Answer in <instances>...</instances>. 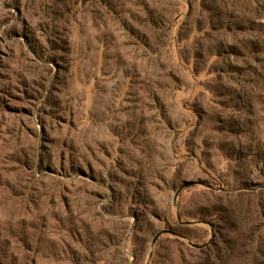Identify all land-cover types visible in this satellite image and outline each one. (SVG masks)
<instances>
[{
  "label": "rangeland",
  "instance_id": "1",
  "mask_svg": "<svg viewBox=\"0 0 264 264\" xmlns=\"http://www.w3.org/2000/svg\"><path fill=\"white\" fill-rule=\"evenodd\" d=\"M0 264H264V0H0Z\"/></svg>",
  "mask_w": 264,
  "mask_h": 264
},
{
  "label": "trees",
  "instance_id": "2",
  "mask_svg": "<svg viewBox=\"0 0 264 264\" xmlns=\"http://www.w3.org/2000/svg\"><path fill=\"white\" fill-rule=\"evenodd\" d=\"M194 184V182H191V183H187L184 185V187H189L190 185Z\"/></svg>",
  "mask_w": 264,
  "mask_h": 264
}]
</instances>
